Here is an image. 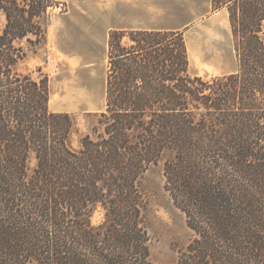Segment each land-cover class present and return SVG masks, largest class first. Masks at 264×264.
<instances>
[{"label":"trees","instance_id":"obj_1","mask_svg":"<svg viewBox=\"0 0 264 264\" xmlns=\"http://www.w3.org/2000/svg\"><path fill=\"white\" fill-rule=\"evenodd\" d=\"M210 1L236 69L191 74L180 29H111L105 106L75 148L47 76L16 69L57 1L0 0V264H155L142 178L158 163L193 232L163 264H264V0Z\"/></svg>","mask_w":264,"mask_h":264},{"label":"rangeland","instance_id":"obj_2","mask_svg":"<svg viewBox=\"0 0 264 264\" xmlns=\"http://www.w3.org/2000/svg\"><path fill=\"white\" fill-rule=\"evenodd\" d=\"M56 1L57 5L49 15L45 42L36 46L34 51H28L16 69L28 72L34 78L42 74L47 76L49 108L52 111H67L74 117L76 129L71 143L76 148L80 138L96 124V114L105 106L107 38L111 29L98 41L88 40L90 36L84 34L81 24L86 12L85 4L90 0ZM166 4L173 15L170 25L180 27L187 46H194V41L199 39L203 30H209L213 17L227 14L224 8L213 9L210 0H169ZM4 21L0 14V26ZM223 34L228 64L220 68L203 67L195 53L192 60L189 59L191 74L209 77L236 69L237 58L228 14ZM142 190L150 259L155 264L173 262L185 249L193 232L186 224L183 211L164 188L162 163L152 165L145 172ZM101 218L102 210L98 208L92 220L98 223Z\"/></svg>","mask_w":264,"mask_h":264},{"label":"crops","instance_id":"obj_3","mask_svg":"<svg viewBox=\"0 0 264 264\" xmlns=\"http://www.w3.org/2000/svg\"><path fill=\"white\" fill-rule=\"evenodd\" d=\"M169 0H90L85 4L84 34L98 41L110 29H179L171 26Z\"/></svg>","mask_w":264,"mask_h":264},{"label":"bare ground","instance_id":"obj_4","mask_svg":"<svg viewBox=\"0 0 264 264\" xmlns=\"http://www.w3.org/2000/svg\"><path fill=\"white\" fill-rule=\"evenodd\" d=\"M209 24V30H203L199 39L194 41L195 45L190 46L189 44V59L192 60L193 55L196 53L201 66L220 68L229 62L223 38V31L227 24V14L213 17Z\"/></svg>","mask_w":264,"mask_h":264}]
</instances>
